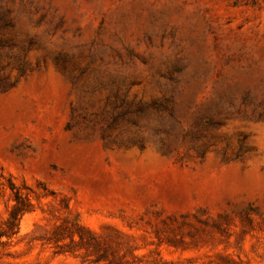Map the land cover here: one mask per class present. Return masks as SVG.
Listing matches in <instances>:
<instances>
[{"label": "rangeland", "instance_id": "374dc122", "mask_svg": "<svg viewBox=\"0 0 264 264\" xmlns=\"http://www.w3.org/2000/svg\"><path fill=\"white\" fill-rule=\"evenodd\" d=\"M0 264H264V0H0Z\"/></svg>", "mask_w": 264, "mask_h": 264}, {"label": "trees", "instance_id": "16d2710c", "mask_svg": "<svg viewBox=\"0 0 264 264\" xmlns=\"http://www.w3.org/2000/svg\"><path fill=\"white\" fill-rule=\"evenodd\" d=\"M15 216H16L15 214H12L11 217L8 219V222H7V229H8V231H10V234L14 233V231H12V230H13V226H15V223H14V220L16 219ZM8 231H6V234H9Z\"/></svg>", "mask_w": 264, "mask_h": 264}]
</instances>
